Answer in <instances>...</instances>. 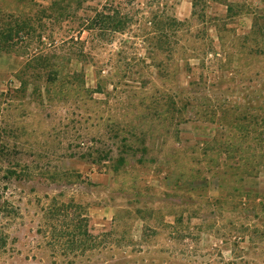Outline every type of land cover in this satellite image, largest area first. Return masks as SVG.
Wrapping results in <instances>:
<instances>
[{
	"label": "rangeland",
	"instance_id": "obj_1",
	"mask_svg": "<svg viewBox=\"0 0 264 264\" xmlns=\"http://www.w3.org/2000/svg\"><path fill=\"white\" fill-rule=\"evenodd\" d=\"M0 264H264V0H0Z\"/></svg>",
	"mask_w": 264,
	"mask_h": 264
},
{
	"label": "trees",
	"instance_id": "obj_2",
	"mask_svg": "<svg viewBox=\"0 0 264 264\" xmlns=\"http://www.w3.org/2000/svg\"><path fill=\"white\" fill-rule=\"evenodd\" d=\"M84 30L92 33L93 30H95V26L93 24H91V25L88 24V26H86V28H84Z\"/></svg>",
	"mask_w": 264,
	"mask_h": 264
}]
</instances>
